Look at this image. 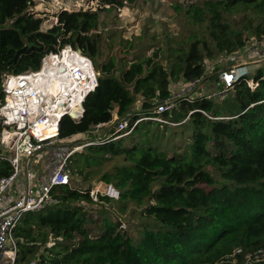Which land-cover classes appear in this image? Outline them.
<instances>
[{
    "label": "trees",
    "instance_id": "obj_1",
    "mask_svg": "<svg viewBox=\"0 0 264 264\" xmlns=\"http://www.w3.org/2000/svg\"><path fill=\"white\" fill-rule=\"evenodd\" d=\"M134 1L98 0L96 10L62 9L53 14L56 22L43 28V18L29 9L32 0H0V102L3 73L37 71L44 56L69 45L91 60L97 84L85 96L79 120L61 117L60 139L109 124L113 111L118 118L131 113V125L153 114L157 101L172 94L171 84L205 75V58L234 54L252 37L264 38V0H198L175 6L188 26L186 39L168 41L166 50L158 47L150 55L139 50L145 45L122 40L125 49L118 50L119 57L103 56V44H111L112 35L97 31L99 10ZM247 78L257 85L252 88L240 79L224 96L207 98L222 86L217 76L215 89L179 98L161 114L173 123L189 120L190 161L209 159L227 183L203 188L200 184L207 181L178 169L173 156L144 149L132 166L141 180L135 187L126 184L134 191L125 199L148 187L141 216L155 224H145L134 241L119 221L105 214L94 219L88 206L104 196L94 200L91 187L75 185L72 171H81L69 161L70 183L53 187L52 201L25 212L14 227L15 264H232L233 257L242 263L246 254L264 247V65ZM136 103L139 113L133 112ZM122 138L87 146L107 144L112 153L121 154ZM216 149L227 150V157L214 153ZM8 154L0 145V177L11 173ZM75 155L82 152L71 158ZM93 221L101 224L94 235L88 227Z\"/></svg>",
    "mask_w": 264,
    "mask_h": 264
},
{
    "label": "rangeland",
    "instance_id": "obj_2",
    "mask_svg": "<svg viewBox=\"0 0 264 264\" xmlns=\"http://www.w3.org/2000/svg\"><path fill=\"white\" fill-rule=\"evenodd\" d=\"M195 1L198 0H135L133 3L125 2L122 7L107 10L100 9L97 31L102 32L105 37L109 34L112 35L111 44L108 41L103 44V56L117 54V57H119L121 53H118V50L125 49L121 44L122 40L131 41L137 46L145 45V48H139V50L146 55H150L158 47L166 50L168 41L173 43L174 40L186 39L188 26L182 14L176 11L175 6L177 3L187 5ZM32 3L29 9L34 12L36 17L43 18V28H48L55 23L56 19L53 14L62 9L70 11L100 8L98 0H32ZM239 16L233 15L232 19H237ZM149 44L150 47L147 49ZM231 57H233L232 61L235 62H248V69L252 74L256 68L264 65V40L260 41V39L252 37L244 48L234 54H219L212 59L205 58V77L192 86H190V83L171 84L170 89L172 92L184 94L185 97L207 93L210 91L209 89L216 88L217 76L220 70L231 64ZM118 61L120 63L119 59ZM94 72L97 76V72L95 70ZM134 111L140 112L139 103L135 104ZM117 119L119 118L116 112L113 111L111 123L95 126L89 132L75 134L62 139L60 142L81 146L91 139L93 141L105 140L113 132L114 128L112 127H114ZM154 122L150 123L148 120H144L139 123V128L136 131L133 130L131 134L116 138L123 137L121 141L125 147L124 153H112L110 148L105 146L107 144L84 145L77 151L82 152V155H75L76 158L70 159L81 171V174L72 171L75 185L91 187L92 192L97 194V198L109 184L116 187L119 191L118 201L114 200L116 198L109 199L104 196L88 207L91 209L94 219L98 218L97 215L105 214L108 219L119 221L121 229L134 241L139 238L145 224H155L153 218L149 219L141 216V210L146 204L145 200H147L148 187L134 193L133 198L128 201L125 199L134 191H130L126 184L135 187L141 180L139 175L133 172L132 166L144 149L150 148L153 155L155 154L153 149H157L166 156H173V165L178 169L189 170L192 175L207 181L200 184L203 188H219L227 183V180L220 174L219 169L209 159H203L199 163L190 161L188 145L191 142L192 127L189 120L186 123L181 122L176 125ZM214 153L223 155L224 158L227 157V150L216 149ZM48 161L49 155L45 154L39 162V168L42 171ZM34 173L39 175L38 171ZM120 200L122 203H120ZM100 226V222L97 221L88 224L92 235L100 232Z\"/></svg>",
    "mask_w": 264,
    "mask_h": 264
},
{
    "label": "built area",
    "instance_id": "obj_3",
    "mask_svg": "<svg viewBox=\"0 0 264 264\" xmlns=\"http://www.w3.org/2000/svg\"><path fill=\"white\" fill-rule=\"evenodd\" d=\"M61 53L62 49L56 54ZM232 58H230L231 64L219 72L218 79L222 86L212 94L206 95L207 98L213 95L224 96L240 79H245L252 88L257 85L251 78H247L250 75L248 62H235ZM70 70L73 74L72 83L80 82L81 79L76 70ZM32 72L36 71H25L18 74L3 73L1 76L4 100L0 102V145L9 153L6 158L12 170L9 175L0 177V264H15L17 244L13 229L22 215L50 203L52 201L50 191L53 187L70 183L71 170L68 163L73 154L84 145L105 141L91 139L81 146L60 142L62 140L59 137L61 117L68 115L74 120H79L84 111L82 104L84 98L94 88L85 94L75 108V115H72L69 112L68 100L73 84L71 87H66L67 91L64 90L63 95L60 92L46 98L45 94H41L40 89L35 85ZM203 77L205 75L193 79L190 86L197 84ZM94 83L96 86V75ZM182 97H185L184 94L172 92L169 97L157 101L152 107L153 114L138 117L131 125L127 118L131 116V113L117 119L112 127L113 132L108 137L114 140L131 134L135 125L142 120L178 124L162 118L161 114L171 110L175 101ZM121 130H124L122 134L114 135ZM45 154L49 155L45 171L43 170L45 175L37 178L34 172L41 171L39 162ZM90 195L94 200L97 199V194L92 190H90ZM101 195L117 199L119 191L109 184ZM239 252L240 249H237L235 253ZM232 264H264V247L246 254L242 263L233 257Z\"/></svg>",
    "mask_w": 264,
    "mask_h": 264
},
{
    "label": "bare ground",
    "instance_id": "obj_4",
    "mask_svg": "<svg viewBox=\"0 0 264 264\" xmlns=\"http://www.w3.org/2000/svg\"><path fill=\"white\" fill-rule=\"evenodd\" d=\"M75 69L81 81L72 83V71ZM33 73L35 85L46 98L62 93L66 87H71L68 100L69 112L75 115V108L85 94L95 87L94 70L89 58L81 55L69 45L62 48L61 54L49 52L43 57L39 69ZM64 99V98H62Z\"/></svg>",
    "mask_w": 264,
    "mask_h": 264
},
{
    "label": "crops",
    "instance_id": "obj_5",
    "mask_svg": "<svg viewBox=\"0 0 264 264\" xmlns=\"http://www.w3.org/2000/svg\"><path fill=\"white\" fill-rule=\"evenodd\" d=\"M89 60H90V59H89ZM90 62H91V61H90ZM91 64H92V63H91ZM103 125H104V124H103ZM105 125H106V124H105ZM99 126H102V125H99ZM38 173H39V175H37V178H38L39 176L42 177L43 175H45V174H44V171H42V170H41V171H38ZM40 177H39V178H40Z\"/></svg>",
    "mask_w": 264,
    "mask_h": 264
},
{
    "label": "water",
    "instance_id": "obj_6",
    "mask_svg": "<svg viewBox=\"0 0 264 264\" xmlns=\"http://www.w3.org/2000/svg\"><path fill=\"white\" fill-rule=\"evenodd\" d=\"M83 104V103H82Z\"/></svg>",
    "mask_w": 264,
    "mask_h": 264
}]
</instances>
